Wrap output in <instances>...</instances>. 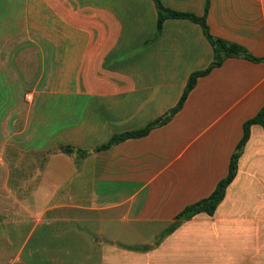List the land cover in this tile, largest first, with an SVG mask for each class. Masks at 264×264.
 <instances>
[{
  "label": "crops",
  "instance_id": "obj_1",
  "mask_svg": "<svg viewBox=\"0 0 264 264\" xmlns=\"http://www.w3.org/2000/svg\"><path fill=\"white\" fill-rule=\"evenodd\" d=\"M160 1L200 16L206 0ZM156 22L153 0H0V237L8 245L25 238L8 264H26L24 251L43 259L63 248L52 238L104 233L5 228L26 217L102 222L77 211H107L108 221L120 223L110 233L112 248L137 247H122L126 260L111 264H264L259 124L236 152V175L213 215L197 213L154 244L227 175L243 122L264 105V62L227 58L197 79L167 123L95 150L165 114L189 74L213 59L199 24L166 19L155 36ZM206 22L212 35L264 56V0H209ZM60 145L87 154L76 161ZM153 225L154 240L117 239L149 236L140 227Z\"/></svg>",
  "mask_w": 264,
  "mask_h": 264
},
{
  "label": "trees",
  "instance_id": "obj_2",
  "mask_svg": "<svg viewBox=\"0 0 264 264\" xmlns=\"http://www.w3.org/2000/svg\"><path fill=\"white\" fill-rule=\"evenodd\" d=\"M155 4V8L157 11V22H156V34L161 31L162 24L166 19H188L200 25L201 30L209 44L213 48V59L212 61L202 70L193 71L189 74L186 84L183 88V91L177 101V103L169 109L165 114L156 118L155 120L148 122L145 126L135 129L128 130L120 133L113 134L110 139L96 146L95 150L102 151L109 149L111 146L118 144L127 139L141 138L146 136L153 128L164 125L167 123L174 114H176L183 106L186 98L190 91L196 85L197 79L199 77L206 76L209 74L214 68L220 67L224 60L227 58H244L254 63L264 62V56H255L251 54L244 46L236 43L230 42L220 37H216L211 34L209 30V26L206 22V14L208 9L209 0L205 1L203 14L198 16L189 12H181L177 10H173L165 7L160 0H153ZM253 124H259L264 128V105L259 109V111L251 118L245 120L242 124V136L238 141L235 151L232 154L228 166V172L225 177L220 179L216 184L214 190L205 198H202L192 204L185 206L175 217L174 220L169 224V226L164 229L157 240L155 241V245H157L162 237L171 233L174 229H176L182 221L188 220L192 218L197 213L203 212L207 215H213L217 205L224 197L225 189L227 185L234 179L237 172V159L238 155L236 152L242 150L245 143L248 141L250 136V126ZM59 149L67 154H76V161H79L82 157H84L87 152L82 149H75L71 145H60ZM128 249H136L132 246H127Z\"/></svg>",
  "mask_w": 264,
  "mask_h": 264
},
{
  "label": "rangeland",
  "instance_id": "obj_3",
  "mask_svg": "<svg viewBox=\"0 0 264 264\" xmlns=\"http://www.w3.org/2000/svg\"><path fill=\"white\" fill-rule=\"evenodd\" d=\"M65 190V189H64ZM66 191V190H65ZM66 217V214H69L71 210H63L61 211ZM76 213L80 214L81 217H84L86 215H100L102 217V222H99L97 226L92 225L90 223H86L85 221L78 220V221H68L57 218V220H43L42 222L38 223L33 218H24L21 219L17 226H14L13 224L8 225L7 227L2 226V229L7 228V230L12 229H18L20 231H28L32 228L40 229H52V230H81L80 232H86V231H94L97 229H102L104 233L102 235H90L85 236L83 233H80L79 236L73 237V236H65L61 238H52L55 241L63 242V245L61 249H54L53 254L56 257V259L50 260L47 259L46 256L53 255L50 254L49 251H47L49 254H43V259H40V257L33 256V258L27 257L25 254L26 252L22 254L23 260L26 262V264H111V260L113 258H119V260H126V255L123 254V251H125L123 248L128 249L126 245H120L117 247L116 251L112 248V237L110 236V233L115 230L114 224L119 225V222H111L107 220L108 212L102 211V212H96V211H77ZM112 223V224H111ZM5 224V223H4ZM5 227V228H4ZM159 226L153 225L151 227H140L146 230V232H150L149 236L145 237H130V236H124L119 237L117 239L125 242L134 243L137 240H154L156 238H153L152 234L156 232ZM123 229H126L127 227L125 224H122ZM122 232H126V231ZM6 238L0 237V264H8L12 256L15 254V249L19 247L20 242L25 239L24 237H12L13 244H6L5 241ZM35 239V237L32 238V241ZM57 243H55L56 245ZM134 247L133 245H129ZM123 247V248H122ZM141 248H144V246H140ZM137 248V247H135ZM133 250V249H129ZM62 258L63 261L59 262L58 259ZM18 264V263H16Z\"/></svg>",
  "mask_w": 264,
  "mask_h": 264
},
{
  "label": "water",
  "instance_id": "obj_4",
  "mask_svg": "<svg viewBox=\"0 0 264 264\" xmlns=\"http://www.w3.org/2000/svg\"><path fill=\"white\" fill-rule=\"evenodd\" d=\"M240 153V152H239Z\"/></svg>",
  "mask_w": 264,
  "mask_h": 264
}]
</instances>
